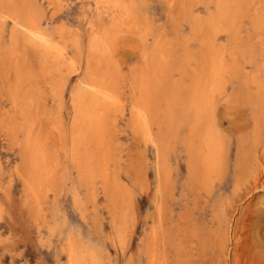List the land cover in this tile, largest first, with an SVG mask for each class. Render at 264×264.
<instances>
[{
  "label": "rangeland",
  "instance_id": "1",
  "mask_svg": "<svg viewBox=\"0 0 264 264\" xmlns=\"http://www.w3.org/2000/svg\"><path fill=\"white\" fill-rule=\"evenodd\" d=\"M123 1L0 3V264H264V0ZM92 82L113 105L100 139L76 142Z\"/></svg>",
  "mask_w": 264,
  "mask_h": 264
},
{
  "label": "bare ground",
  "instance_id": "2",
  "mask_svg": "<svg viewBox=\"0 0 264 264\" xmlns=\"http://www.w3.org/2000/svg\"><path fill=\"white\" fill-rule=\"evenodd\" d=\"M3 1V0H2ZM1 1V2H2ZM90 1V0H89ZM107 1H109V2H111V5L112 6H116L117 8H119L121 11H124V12H127L128 11V8H127V5H126V3L123 1V0H120V1H115V0H107ZM172 2L174 1V0H171ZM178 1H180V0H178ZM0 2V3H1ZM16 2V1H15ZM57 2V1H56ZM55 2V3H56ZM165 2V1H164ZM264 2V1H263ZM4 3V2H3ZM171 3V2H170ZM176 2L174 1V5H176L175 4ZM178 3H180V2H178ZM259 3V2H258ZM2 4V3H1ZM9 4V3H8ZM58 4V3H57ZM4 5V4H3ZM171 5V4H170ZM169 5V6H170ZM174 5H172V6H174ZM179 5V4H178ZM211 5V4H210ZM257 5V4H256ZM6 6H7V4H6ZM10 6V5H9ZM15 6V5H14ZM199 6V5H198ZM1 7V6H0ZM3 7V6H2ZM49 7V6H48ZM194 7H196V6H194ZM200 7V6H199ZM7 8H8V6H7ZM10 8V7H9ZM9 8H8V11H9ZM50 8V7H49ZM172 9V8H171ZM28 10V9H27ZM176 9H174V11H175ZM0 11H4V8H2V10L0 9ZM28 12V11H27ZM10 13V12H9ZM29 13V12H28ZM0 14H1V12H0ZM5 14V13H4ZM6 14H7V12H6ZM2 15V14H1ZM27 15L28 14H26V17H27ZM30 15H31V13H30ZM33 15V14H32ZM31 15V16H32ZM4 16V15H3ZM30 16V17H31ZM38 16V15H37ZM4 17H6V16H4ZM25 17V18H26ZM7 18V17H6ZM40 18V17H39ZM27 19V18H26ZM31 19V18H30ZM4 20H6L5 18H4ZM15 20V19H14ZM13 20V21H14ZM36 20V19H35ZM18 21V20H17ZM16 21V22H17ZM20 21H22V20H20ZM28 21H29V17H28ZM31 21V24H29L30 26L33 24L32 23V20H30ZM29 21V22H30ZM35 23H36V25L37 26H39L38 25V23H37V21H34ZM18 24L19 23H21V22H17ZM24 24V23H23ZM23 24H22V26H23ZM29 25H25L24 24V26L26 27V26H29ZM33 25H35V24H33ZM184 25V24H183ZM33 27H35V26H33ZM77 27H78V25H77ZM88 27V26H87ZM27 28H29V27H27ZM60 28V27H59ZM79 28V27H78ZM205 28H207V27H205ZM16 29V28H15ZM30 29V28H29ZM45 29V28H44ZM62 29V28H61ZM1 30H2V28H1ZM17 30V29H16ZM31 30L32 31H34L35 29H32L31 28ZM63 30V29H62ZM80 30V29H79ZM112 30V29H111ZM166 30V29H165ZM213 30V29H212ZM42 31H43V29H42ZM65 31V30H64ZM80 32V31H79ZM117 31H115L114 33H116ZM0 33H2V32H0ZM15 32H13V34H14ZM31 33V32H30ZM35 33L38 35L39 33H37V29H36V31H35ZM46 33V31L44 32V34ZM67 33V32H66ZM169 33H171L170 31H169ZM41 34V33H40ZM43 35V34H42ZM69 35V34H68ZM82 35V34H81ZM170 35V34H169ZM177 35V34H176ZM263 35H264V33H263ZM13 36V35H12ZM36 36V35H35ZM48 36V35H47ZM47 36H45V38L47 37ZM54 36V35H53ZM103 36V35H102ZM101 36V37H102ZM212 36V35H211ZM262 36V35H261ZM38 37V36H37ZM71 37V36H70ZM73 37V36H72ZM176 37V36H175ZM26 39H27V41H26V39H24L26 42H28L29 41V36L28 37H25ZM32 38H34V37H32ZM67 38V37H66ZM110 38V37H109ZM35 39L36 38H34V39H32V40H30V42L31 41H34V42H36L35 41ZM39 39V38H38ZM37 39V40H38ZM47 39V38H46ZM70 39V38H69ZM73 39V38H72ZM75 39V40H74ZM74 44H75V41H77L76 39V37H74ZM80 39V38H79ZM78 39V40H79ZM116 39V38H115ZM212 39V38H211ZM230 39V38H229ZM255 39H256V37H255ZM99 36L98 35H95L94 37H93V40H92V47L93 48H95L97 51H99V53L101 54L102 53V50L101 49H97L98 48V42H99ZM153 41V40H152ZM30 42H28V43H30ZM73 42V41H72ZM78 42V41H77ZM76 42V43H77ZM32 43V42H31ZM30 43V46H32V47H34L33 45H37L38 43H36V44H31ZM42 43V42H41ZM46 43V42H45ZM45 43H44V46H45ZM113 43V42H112ZM258 43V42H257ZM256 43V44H257ZM149 44H151V42L149 43ZM79 45H80V43H79ZM142 45H143V43H142ZM141 45V46H142ZM261 45H263V44H261ZM3 46V45H2ZM70 46V45H69ZM77 46V45H76ZM75 46V47H76ZM113 46V45H112ZM140 46V45H139ZM71 47V46H70ZM84 47V46H83ZM114 47H115V45H114ZM114 47H112V48H114ZM153 47V46H152ZM262 46H260V48H261ZM35 48H37V47H35ZM74 48V47H73ZM34 49V48H33ZM38 49H40V48H38ZM38 49H37V51H38ZM42 49H43V46H42ZM79 49V48H78ZM111 49V48H110ZM116 49V48H115ZM75 50H77V48L75 49ZM104 50V49H103ZM150 50H151V48H150ZM43 51V50H42ZM45 51V50H44ZM78 52H79V50H77ZM257 51V50H256ZM255 51V52H256ZM262 51V50H261ZM81 52H83V51H81ZM90 52V51H89ZM84 53V52H83ZM147 53H149V51L147 52ZM154 53V52H153ZM38 54H39V52H38ZM78 54V53H77ZM82 54V53H81ZM80 54V55H81ZM92 55V54H91ZM148 55V54H147ZM202 55V54H201ZM75 56H77V55H75ZM90 56V55H89ZM89 56L87 57V58H89ZM154 56L155 57H157L156 55H155V53H154ZM154 56H151L152 58H153V61H155V57ZM76 58H79V55H78V57H76ZM91 58V57H90ZM80 59V58H79ZM157 59V58H156ZM77 60L78 59H76V62L75 63H77ZM87 60V59H86ZM247 60V59H246ZM74 61V60H73ZM149 61H151V60H149ZM158 61V60H157ZM87 62V61H86ZM85 62V63H86ZM89 63H91L90 62V60L88 61ZM158 63H160V61L158 62ZM250 63V62H249ZM1 64H4V62L3 63H1ZM88 64V63H87ZM86 64V65H87ZM95 64V63H94ZM122 64V63H121ZM151 64H153V63H151ZM161 64V63H160ZM159 64V65H160ZM164 64V63H163ZM83 65H85V64H83ZM89 65V64H88ZM146 65V64H145ZM158 65V64H157ZM156 64H155V66L158 68L159 66H157ZM79 66V65H78ZM161 66H163V65H160V67ZM196 66H198V65H196ZM80 67V66H79ZM86 67H88V66H85V68ZM113 67V66H112ZM111 67V68H112ZM162 68V67H161ZM160 68V69H161ZM78 69V68H77ZM81 69V68H80ZM89 69V68H88ZM87 69V70H88ZM160 69H159V71H160ZM18 70H20V69H18ZM86 70V71H87ZM117 70V69H116ZM162 70H164V67H163V69ZM77 71V70H76ZM79 71V70H78ZM81 71V70H80ZM114 71H115V66H114ZM84 72V71H83ZM117 72V71H116ZM116 72H114V73H116ZM158 72V71H157ZM228 72V71H227ZM85 73V72H84ZM74 74V73H73ZM78 74V73H77ZM112 74H113V72H112ZM116 74H118V73H116ZM139 74V73H138ZM157 74H159V73H157ZM242 74H243V72H242ZM245 74V73H244ZM69 75V74H68ZM81 75V74H80ZM82 75H84V74H82ZM87 75V74H86ZM154 75V74H153ZM113 76H117V75H114L113 74ZM79 77V76H78ZM139 77V76H138ZM137 77V78H138ZM153 77H157L158 79H159V76H153ZM186 77V76H185ZM80 78V77H79ZM83 78V77H82ZM86 79V78H85ZM115 79V78H114ZM158 79H156V80H158ZM237 79V78H236ZM83 80V79H82ZM81 80V81H82ZM150 80H153V79H150ZM156 80H153L154 82L156 81ZM238 80V79H237ZM256 80V79H255ZM85 81V80H84ZM135 81V80H134ZM138 81V80H137ZM136 81V82H137ZM160 81V80H159ZM229 81H231V80H229ZM66 82V81H65ZM79 82V81H78ZM83 82V81H82ZM117 82V81H116ZM157 82V81H156ZM154 83V85L155 84H159V86H160V83L158 82V83ZM240 82H243V81H241L240 80ZM261 82V81H260ZM150 83H152L151 81H150ZM244 83H245V81H244ZM45 84H48V83H45ZM82 85H83V83H81ZM84 84H86L85 82H84ZM229 84V83H228ZM234 84V83H233ZM243 84V83H242ZM78 85H79V83H78ZM150 85H152V84H150ZM154 85H152L153 87H157V86H154ZM179 85V84H178ZM236 85V84H235ZM237 85H238V83H237ZM239 85H241V84H239ZM262 85V84H261ZM86 86V85H85ZM116 86V85H115ZM151 86V88L149 87V86H147L148 88H150V89H152L153 87ZM231 86V85H230ZM232 86H234V85H232ZM250 86H252V85H250ZM63 87V86H62ZM61 87V88H62ZM236 87V86H235ZM238 87V86H237ZM236 87V88H237ZM241 87V86H240ZM243 87V86H242ZM241 87V90L243 89ZM247 87V86H246ZM261 87V86H260ZM17 88V87H16ZM76 88V87H75ZM77 88H79V87H77ZM89 88H92L93 89V91H94V93H92L90 90H88L87 89V87L85 88L84 87V85H83V87H81L80 89H78V91H75L76 93L74 94V99L72 100V109H73V117H74V121H76L77 122V125H78V127H79V129H78V134L76 135V137H75V141L77 142H79L80 140H82V138H84V137H90L89 135H91V136H93L94 137V139L96 140V141H98L99 139H100V135H101V131H102V127H103V124H104V121H105V115H106V107H107V105L108 104H110V105H113V104H111L113 101H114V99H113V94L111 93V91H110V88H111V86H110V84L109 83H103V84H100V83H98V82H92V83H90L89 84ZM222 88H223V86H222ZM229 88V87H228ZM74 89V88H73ZM72 89V90H73ZM117 89V88H116ZM153 89H155V88H153ZM158 89H159V87H158ZM238 89V88H237ZM76 90V89H75ZM222 90H224V89H222ZM74 91V90H73ZM153 91H155L156 92V89L155 90H153ZM159 91V90H158ZM149 92L150 91H148V89L147 88H144V90H141L140 89V92H139V96L142 98V100H143V104H139V100H138V105H137V107L135 108L134 107V112H133V114H128V115H130V116H132L133 115V117H134V121H135V123L136 124H140V125H142L143 126V128L144 129H147V126H148V121H147V116L149 117V113H150V110H149V107H150V102H149V97H151V95L149 94ZM161 92V91H160ZM159 92V93H160ZM157 94H158V92H156ZM162 93V92H161ZM72 94V93H71ZM154 94V93H153ZM163 94V93H162ZM59 95V94H58ZM154 95H156V94H154ZM220 95V94H219ZM95 96V97H94ZM153 96V95H152ZM226 96V95H225ZM225 96H221L222 98H225ZM20 97V96H19ZM100 98V101H95V99L94 98ZM251 97V96H250ZM11 98H12V96H11ZM18 98V97H17ZM152 98H154V97H152ZM221 98V99H222ZM229 98V97H228ZM220 99V98H219ZM226 99V98H225ZM18 100V99H17ZM62 100V99H61ZM61 100H60V102H61ZM228 100V99H227ZM232 100V99H231ZM151 101V100H150ZM159 101V100H158ZM11 102H12V104H13V100H11ZM128 102V101H127ZM218 102V101H217ZM226 102V101H225ZM188 103V102H187ZM215 103V102H214ZM19 104V103H18ZM192 104V103H191ZM213 104V103H212ZM216 104V103H215ZM129 105H131L130 103H129ZM115 106V105H114ZM163 106V105H162ZM166 106V105H165ZM212 106V105H211ZM214 106V105H213ZM212 106V107H213ZM20 107V106H19ZM26 107V106H25ZM125 107V106H124ZM211 107V108H212ZM16 108H18V106H17V104H16ZM127 108V107H126ZM207 108V107H206ZM206 108H205V110H206ZM22 109V108H21ZM61 109V108H60ZM102 109L105 111L104 113H102L101 111H102ZM133 109V108H132ZM190 109V108H189ZM208 109V108H207ZM209 110V109H208ZM207 110V111H208ZM206 111V112H207ZM62 112V111H61ZM126 112V111H125ZM202 112V111H201ZM211 112V111H210ZM148 113V114H147ZM188 113H190V112H188ZM204 113H205V111H204ZM208 113V112H207ZM206 113V114H207ZM212 113V112H211ZM187 114V113H186ZM205 114V115H206ZM127 115V116H128ZM174 114H172V116H173ZM190 116V115H189ZM207 116H208V114H207ZM211 116V114L209 115V117ZM115 117V116H114ZM129 117V116H128ZM174 117V116H173ZM187 117V116H186ZM183 118V117H182ZM184 118H185V115H184ZM189 118V117H188ZM196 118V117H195ZM202 118V117H201ZM206 117H204V119H205ZM203 119V120H204ZM209 119V118H208ZM207 120V119H206ZM206 120H204L205 122H206ZM130 121V120H129ZM181 121H182V119H181ZM208 121H210V120H208ZM206 122V123H210V122ZM23 122H24V120H23ZM133 122V121H132ZM205 122L203 123L204 125H205ZM134 123V122H133ZM169 123V122H168ZM179 123H182V122H179ZM170 125H171V123H169ZM183 124H184V120H183ZM183 124H182V126H183ZM202 124V123H201ZM211 124V123H210ZM10 126V125H9ZM169 126V125H168ZM202 126V125H201ZM211 126V125H210ZM71 127V126H70ZM197 127V126H196ZM203 127V126H202ZM211 127H213V126H211ZM133 128V127H132ZM167 128V127H166ZM208 128V127H207ZM10 129H12V128H10ZM177 129V128H176ZM176 129L174 128V131H176ZM204 130V129H203ZM173 131V133H174V135H175V132ZM60 132V131H59ZM143 132V131H142ZM167 133H168V131H166ZM202 132V131H201ZM108 133V132H107ZM136 133V132H135ZM144 133V132H143ZM166 133V134H167ZM179 133V132H178ZM110 134V133H109ZM140 134V133H139ZM169 134V133H168ZM218 134V133H217ZM256 134H258V133H256ZM30 135H32V134H30ZM144 135V134H143ZM180 135V134H179ZM259 135V134H258ZM258 135H255V137L256 136H258ZM105 136V135H104ZM150 136V135H149ZM148 136V137H149ZM169 136V135H168ZM213 136V135H212ZM31 137V136H30ZM34 137V136H33ZM66 137V136H65ZM181 137V136H180ZM64 138V137H63ZM110 138V137H109ZM144 138H146V137H144ZM176 137H174V139H175ZM178 138H179V136H178ZM178 138L176 139V140H178ZM210 138V137H209ZM209 138L206 136V146L208 145L209 146V144H210V142H209ZM259 138V137H258ZM258 138H257V141H259L258 140ZM34 139V138H33ZM32 139V140H33ZM152 139V138H151ZM168 139V138H167ZM111 140V139H110ZM154 140H155V138H154ZM173 140V139H172ZM30 141V140H29ZM151 141V140H150ZM185 141L186 140H184V143H185ZM188 141V140H187ZM221 141V140H220ZM155 142V141H154ZM35 143H36V141H35ZM38 143V142H37ZM157 143V142H156ZM189 143V142H188ZM219 143L220 142H218V145H219ZM256 143V142H255ZM260 143V142H259ZM31 144V143H30ZM187 144V143H186ZM185 144V145H186ZM221 144H223L222 142L220 143V145ZM258 144V143H257ZM36 145V144H35ZM219 145V146H220ZM255 146H256V144H254ZM37 146V145H36ZM189 146V145H188ZM218 146V147H219ZM222 147H223V145H221ZM38 147V146H37ZM40 147V146H39ZM30 149H31V147H30ZM29 149V150H30ZM74 149V148H73ZM196 149V148H195ZM219 149H221V148H219ZM44 150V149H43ZM222 150V149H221ZM220 150V151H221ZM196 151V150H195ZM223 151V150H222ZM222 151H221V153H220V155L222 154ZM29 152V151H28ZM27 152V153H28ZM29 153H31V152H29ZM28 153V154H29ZM208 153H211L210 151L208 152ZM219 153V151L217 152V154ZM33 154H35V152L33 153ZM105 154V153H104ZM198 154H199V152H198ZM198 154H196V152H195V154H194V156H198ZM220 155L218 156V159H219V157H220ZM30 156H31V154H30ZM37 156V155H36ZM194 156L192 157V160L194 159ZM222 156V155H221ZM22 157V156H21ZM32 157H33V155H32ZM207 157L208 158H210V156H209V154L207 155ZM36 158H38V157H36ZM36 158H32L33 160L34 159H36ZM41 158V157H40ZM99 158V157H98ZM104 158V157H103ZM197 158V157H196ZM31 158L30 159H28V161L30 160H32ZM48 160V159H47ZM195 160V159H194ZM199 161H200V158L198 159ZM201 160H202V158H201ZM204 160V159H203ZM220 160H221V158H220ZM24 161V160H23ZM29 161V162H30ZM37 161V160H36ZM209 161H212V158L209 160ZM33 162V161H32ZM45 162V161H44ZM218 161L215 159V163H216V165L218 164L217 163ZM35 163V162H34ZM33 163V164H34ZM37 163H40V162H37ZM48 163V162H47ZM200 163V165L201 164H203L204 162H198V164ZM215 163H213V164H215ZM220 163H222V162H220ZM41 164V163H40ZM44 164V163H43ZM57 164V163H56ZM197 164V165H198ZM213 164H211V166H214L215 167V165H213ZM35 165V164H34ZM192 165H194V163L192 164ZM207 165V164H206ZM221 165V164H220ZM219 165V166H220ZM41 166H42V164H41ZM45 166V165H44ZM196 166V165H195ZM199 166V165H198ZM218 166V165H217ZM27 167V166H26ZM29 167V166H28ZM39 167V166H38ZM50 167V166H49ZM52 168H53V166H51ZM200 167H203V165H201V166H199V168ZM207 167H208V165H207ZM24 168V167H23ZM42 168H44V167H42ZM55 168V167H54ZM100 168V167H99ZM103 168V167H102ZM220 168V167H219ZM56 169V168H55ZM210 169H212V168H209V170ZM25 170V169H24ZM29 170V169H28ZM105 170V169H104ZM208 170V172H210ZM216 170H217V167H216ZM219 170V169H218ZM32 171V170H31ZM31 171H30V174H31ZM42 171V170H41ZM108 171V170H107ZM197 171V170H196ZM201 171H204V173H205V171H206V174H207V169L206 170H204V169H200V173H201ZM40 172V171H39ZM25 174L27 173L26 171L24 172ZM35 172H33V174H34ZM43 173V172H42ZM42 173H41V175H42ZM52 173H54L53 171H52ZM60 173V172H59ZM211 173H213V170H212V172ZM214 173H216V171L214 170ZM29 174V173H28ZM38 174V173H37ZM58 174V173H57ZM217 174V173H216ZM215 174V175H216ZM32 175V174H31ZM40 175V174H39ZM50 175V174H49ZM202 175H204V177H205V174H203V172H202ZM209 175V174H208ZM211 175H213V174H211ZM25 176V175H24ZM28 176V175H27ZM30 176V175H29ZM53 176H54V174H53ZM77 176V175H76ZM217 176V175H216ZM42 176H40V178H41ZM51 177H52V174H51ZM50 177V178H51ZM68 177H69V174L66 172V174H65V177H64V179H63V182L65 183V181L68 179ZM212 177V176H211ZM211 177H210V180H211ZM214 177V176H213ZM259 177V176H258ZM38 178V177H37ZM25 179H27V178H25ZM33 179V178H32ZM36 179V178H35ZM34 179V180H35ZM52 180H53V178H51ZM78 178H76V180H77ZM209 179V178H208ZM259 179V178H258ZM33 180V181H34ZM43 180V179H42ZM41 180V181H42ZM52 180H50V181H52ZM203 180H204V178H203ZM205 180H206V178H205ZM209 180V181H210ZM256 180V179H255ZM254 180V181H255ZM40 181V182H41ZM50 181H48V182H50ZM78 181V180H77ZM43 182V181H42ZM47 183V182H46ZM203 183H204V181H203ZM202 183V184H203ZM206 183V182H205ZM210 183V182H209ZM41 184V183H40ZM39 184V185H40ZM51 184V183H50ZM45 185V184H44ZM53 185V184H52ZM51 185V186H52ZM41 186V185H40ZM42 186H43V184H42ZM46 186V185H45ZM50 186V185H49ZM203 186H206L207 187V185H205V184H203ZM256 187V186H255ZM41 188V187H40ZM64 188V187H63ZM147 188V187H146ZM264 188V187H263ZM78 189V188H77ZM104 189V188H103ZM72 191V190H71ZM90 191V190H89ZM92 191V190H91ZM105 191V190H104ZM93 192V191H92ZM132 194H133V191H132ZM84 196V195H83ZM126 200V199H125ZM125 200H124V202H125ZM135 202V201H134ZM3 203V202H2ZM129 202H127V204H125L126 206L127 205H129L128 204ZM123 204V203H122ZM133 205H134V203H133ZM2 206V205H1ZM121 206V205H120ZM128 207V210H129V206H127ZM57 209V208H56ZM55 209V210H56ZM111 210V209H110ZM109 210V211H110ZM118 211H119V209H118ZM127 211V210H126ZM112 213V212H111ZM3 214V213H2ZM135 215V214H134ZM3 216V215H2ZM133 216V215H132ZM0 217H1V215H0ZM112 218H116V216L115 217H112ZM120 218V217H119ZM1 219V218H0ZM117 219V218H116ZM116 219H115V221H116ZM120 220V219H119ZM132 220H133V218H132ZM121 221V220H120ZM112 222H113V219H112ZM128 222V221H127ZM56 223V222H55ZM114 223V222H113ZM120 223V222H119ZM131 223V222H130ZM57 224V223H56ZM134 226V225H133ZM132 226V228H134ZM69 227V226H68ZM77 228V227H76ZM129 228V227H128ZM78 230H79V228H78ZM129 230V229H128ZM153 230H154V228H153ZM54 231L56 232L57 230H55V228H54ZM156 231V230H155ZM154 231V232H155ZM120 232H122L121 230H120ZM119 232V234L121 235V233ZM158 232V231H157ZM57 233V232H56ZM55 233V234H56ZM54 234V235H55ZM116 234V233H115ZM125 234H126V232H125ZM124 234V235H125ZM153 234H155V233H153ZM81 236V235H80ZM116 236V235H115ZM158 236H159V233H158ZM52 237V236H51ZM60 237V236H59ZM117 237V236H116ZM155 237V236H154ZM59 239V238H58ZM87 239V238H86ZM90 238H88V240H89ZM122 239V238H121ZM155 239V238H154ZM120 240V239H119ZM122 241V240H121ZM120 241V242H121ZM91 243V242H90ZM92 246H94V245H92ZM152 246V245H151ZM121 247V246H120ZM152 249V248H151ZM97 250V249H96ZM98 251V250H97ZM155 251V250H154ZM150 253H152V252H150ZM155 253V252H154ZM155 254H157V252L155 253ZM154 254V255H155ZM95 255H96V253H95ZM149 256H150V254H149ZM151 257V256H150ZM153 257V256H152ZM149 258V257H148ZM150 259V258H149ZM156 259V258H155ZM77 260V261H76ZM75 261H74V264L76 263H79V260L78 259H76ZM151 260V259H150ZM150 260H148L149 262H150ZM155 261V260H154Z\"/></svg>",
  "mask_w": 264,
  "mask_h": 264
}]
</instances>
